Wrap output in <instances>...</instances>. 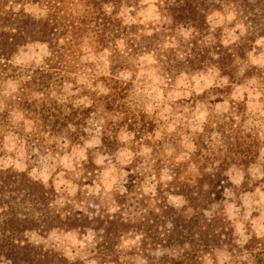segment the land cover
<instances>
[{"label":"rangeland","instance_id":"374dc122","mask_svg":"<svg viewBox=\"0 0 264 264\" xmlns=\"http://www.w3.org/2000/svg\"><path fill=\"white\" fill-rule=\"evenodd\" d=\"M163 1L142 0L134 23L164 26L158 9ZM24 7L39 13L34 3ZM207 21L210 29L202 41H219L233 53V80L217 69L213 50L197 71H187L182 65L186 57L179 51V65L172 62L170 70L150 53L137 57L135 72L112 75L104 52L72 59L65 76L76 83L59 87L62 76L49 71L53 79L38 89V82L27 85L37 77L36 70H48L49 49L41 43L20 47L7 70L0 72V167L51 184L57 204L77 212L90 207L94 213L113 214L120 197L125 216L138 220L156 204L159 189L169 204H184L182 197L167 191L168 184L176 178L179 185V164L190 161L199 149L208 163L228 164L217 191L219 203L208 214L227 217L237 247L216 249L198 264H264V255L255 259L263 254L264 243L256 244L254 251L245 248L252 238L264 240V23L257 26L263 35L248 41L251 24L233 12H214ZM191 31L189 25L179 26V41ZM167 42V48L177 46L175 39ZM244 44H250V50L242 48ZM109 93L113 96L107 103L99 97ZM26 99L34 100L29 108ZM40 113L48 115L45 122ZM30 240L82 264H115L113 258L150 264L166 252L149 250L136 229L119 238L115 255L106 257L97 250L92 230L32 233Z\"/></svg>","mask_w":264,"mask_h":264},{"label":"trees","instance_id":"16d2710c","mask_svg":"<svg viewBox=\"0 0 264 264\" xmlns=\"http://www.w3.org/2000/svg\"><path fill=\"white\" fill-rule=\"evenodd\" d=\"M141 2L0 0V72L7 70L10 58L20 47L41 43L49 49L50 58L45 63L48 70H36L37 77H32L27 85L38 82L41 85L38 89L47 87L53 79L49 71L62 76L59 87L76 83L75 78L70 77L72 80L69 81V76H65L74 64L72 59L104 52L108 55L112 75L117 71L135 72L137 57L150 53L165 70H170L172 62L179 65V51L186 57L182 65H187V71H197L203 69L213 50L217 55L214 61L217 69L233 80V53L219 41L212 45L202 41L210 29L208 16L214 12H233L238 19L251 24L253 31L248 41L263 35L257 26L264 23V0H164L158 5L161 17L166 20L161 27L134 23ZM27 3H34L39 13L28 12L24 7ZM182 25H189L192 31L189 38L181 37L179 41L177 31ZM174 39L177 46L167 48V40ZM245 47L250 50L251 45L244 44L242 48ZM112 81L122 88L119 82ZM118 87L111 90L117 93ZM22 92L26 95L24 90ZM112 96L109 93L99 97L107 103ZM24 103L29 108L34 100L26 99ZM39 116L43 122L48 117L44 113ZM107 137L102 138L103 143ZM205 159L207 157L202 158L198 149L190 161L179 164V185H176V178L168 184L167 191L182 197L184 204L179 207L169 204L159 189L156 204L138 220L125 216L119 196V205L113 214L108 210L94 213L90 207L77 212L68 204H57V193L51 184L45 185L13 167H0V264H82L30 240L32 233L45 235L51 231L83 234L92 230L97 235V250L106 257L115 255L119 238L136 229L141 243L149 250L161 248L166 251L150 264H198L204 255L216 249L232 250L237 245L231 222L222 214H208L219 203L217 191L219 183L225 179L228 164L225 160L211 164ZM189 166L193 169L187 172ZM259 241L252 238L245 244L246 250H255L256 244L264 243V240ZM261 253L255 255V259L260 261L264 248ZM113 259L115 264H124ZM97 264L103 263L98 261Z\"/></svg>","mask_w":264,"mask_h":264}]
</instances>
